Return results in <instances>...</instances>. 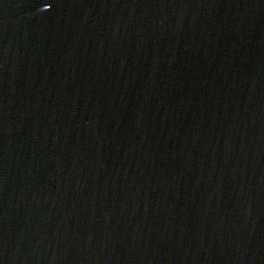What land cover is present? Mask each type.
<instances>
[{
	"label": "water",
	"instance_id": "obj_1",
	"mask_svg": "<svg viewBox=\"0 0 264 264\" xmlns=\"http://www.w3.org/2000/svg\"><path fill=\"white\" fill-rule=\"evenodd\" d=\"M0 264H264V0H0Z\"/></svg>",
	"mask_w": 264,
	"mask_h": 264
}]
</instances>
